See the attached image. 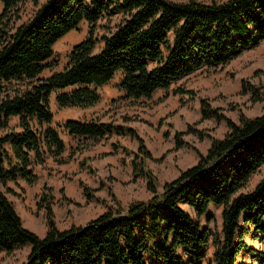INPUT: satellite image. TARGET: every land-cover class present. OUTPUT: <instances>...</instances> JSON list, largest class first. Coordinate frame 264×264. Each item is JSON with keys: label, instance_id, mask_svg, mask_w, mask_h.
<instances>
[{"label": "trees", "instance_id": "obj_1", "mask_svg": "<svg viewBox=\"0 0 264 264\" xmlns=\"http://www.w3.org/2000/svg\"><path fill=\"white\" fill-rule=\"evenodd\" d=\"M0 1V252L29 245L23 264H204L213 235L215 264H264V177L247 188L264 165V112L240 113L236 122L201 99L203 120L225 121L228 131L222 138L191 124L176 131V149L191 146L183 140L188 133L209 137L211 145L205 154L191 146L196 164L160 191L146 164L152 154L136 128L96 117L54 125L50 104L57 91L59 109L92 107L101 101L99 89L117 73L122 99H150L197 70L227 65L264 41V0H33L37 9L21 23L22 0ZM83 22L89 24L87 36L73 46L67 65L43 76L55 65L56 43ZM244 89L264 102L260 89ZM15 116L17 126L11 124ZM60 127L70 137L94 142L113 134L135 138L134 176L146 179L151 197L127 208L115 200L117 206L108 204L88 223L61 229L52 196L44 192L39 206L47 211L46 234L25 227L8 196L13 190L4 187L19 179L36 183L33 165H45L49 157L60 164L74 157L75 149L64 156ZM80 185L91 200L88 186ZM210 205L223 206L216 234L199 220ZM248 236L261 247L250 246Z\"/></svg>", "mask_w": 264, "mask_h": 264}, {"label": "rangeland", "instance_id": "obj_2", "mask_svg": "<svg viewBox=\"0 0 264 264\" xmlns=\"http://www.w3.org/2000/svg\"><path fill=\"white\" fill-rule=\"evenodd\" d=\"M43 1L45 0H40ZM19 8L21 18L18 23H21L33 15L37 6L33 0H22ZM2 10L3 4L0 1V13ZM88 29L89 24L83 22L79 29L73 30L56 43L53 58L55 65L46 69L43 76L60 71L67 65L70 51L86 38ZM121 77L122 74L117 73L113 80L99 89L101 101L91 108L62 110L57 103H53V124H63L67 119L89 120L96 117L136 128L152 154V159L148 158L146 164L156 174L158 189L161 191L165 182L177 178L182 170L196 164L198 155L191 146L205 154L211 145L209 137L201 138L198 134L188 133L183 136V140L191 146L185 144L176 149V131H187L189 124L216 138L224 137L228 131L225 121L215 118L203 120L201 99L209 100L213 107L220 108L236 122H239L240 113L255 117L264 112V102L255 101L253 91L244 89L256 87L264 95V41L227 65L197 70L172 83L168 91L158 90L150 99H122L123 91L118 87ZM177 88L184 92L176 93ZM57 93L52 94V100ZM124 117H129V121L125 122ZM18 122L19 118L13 117L11 124L17 126ZM59 130L67 144L64 156L67 157L75 149L74 157L62 164L49 157L45 165H33L34 172L39 176L36 183L30 185L26 182L22 187L19 181H9L4 187V190H13L8 192V196L14 202L25 227L35 230L34 232L47 228L46 208L39 206L40 202L43 203L44 192L52 196L51 206L56 223L61 229L88 223L105 212L108 204L117 206L115 200H119L127 208L134 200L146 199V179L136 178L131 164L139 149L135 138L113 134L94 142L70 137L62 127ZM113 143L119 144L118 149H113ZM123 146L127 151L123 150ZM263 177L264 165L252 176L247 188L252 189ZM81 181L88 186L92 194L91 200L86 197ZM44 186L49 189H44ZM187 208L194 214L191 208ZM222 211L223 206L210 205L208 212L199 219L201 225L209 228L213 234L220 232ZM247 242L250 246L261 247L259 239L251 236L247 237ZM29 251V245L16 247L12 252L3 250L0 252V264H23ZM206 251L204 264H215L213 235ZM244 259L250 261L249 257Z\"/></svg>", "mask_w": 264, "mask_h": 264}, {"label": "crops", "instance_id": "obj_3", "mask_svg": "<svg viewBox=\"0 0 264 264\" xmlns=\"http://www.w3.org/2000/svg\"><path fill=\"white\" fill-rule=\"evenodd\" d=\"M124 94V92L121 93V95ZM53 103H56V97L54 100H52V96L50 97V104H51V107L53 106ZM91 108V107H90ZM84 109H88V108H84ZM53 110V109H52ZM62 110H83V108H65V109H62ZM54 112V111H53ZM55 116V115H54ZM17 117V116H15ZM19 118V117H18ZM74 119H78V118H74ZM19 184L24 187L26 185V182L22 179H19ZM146 199L144 200H147L151 197V194L150 192L147 191L146 195H145ZM35 231V230H34ZM39 235L41 236H44L47 232V228H43L41 232H38L36 231Z\"/></svg>", "mask_w": 264, "mask_h": 264}]
</instances>
